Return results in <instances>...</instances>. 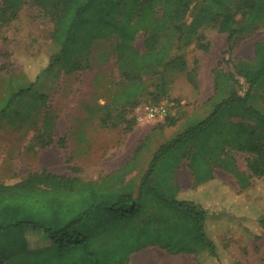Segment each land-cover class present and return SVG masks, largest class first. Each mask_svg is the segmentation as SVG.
<instances>
[{
  "label": "rangeland",
  "instance_id": "374dc122",
  "mask_svg": "<svg viewBox=\"0 0 264 264\" xmlns=\"http://www.w3.org/2000/svg\"><path fill=\"white\" fill-rule=\"evenodd\" d=\"M23 1L16 18L0 25V181L4 184L16 183L41 168L68 177L99 179L118 172L133 155L136 157V149L142 171L143 163L145 166L161 145L206 118L216 104L233 93L244 96L247 85L237 76V65L253 61L255 42L264 45V23L252 33L234 38L229 53L227 35L216 27H203L189 45L168 54L170 58L182 57L185 68L178 72L165 70L154 54L144 51L145 31L137 33L131 43H123L116 33L106 31L90 45L83 70L66 74L52 68L40 75L33 89L7 106V100L24 89L45 67L47 58L58 51L51 40L53 24L49 17L33 0ZM155 12L160 15L159 8ZM236 19L240 20L239 15ZM215 79L219 80L217 84ZM249 105L264 113V80L253 88ZM159 107L166 114L162 120H147L145 113ZM166 117L173 124L161 126ZM228 121L239 119L211 123L194 142L186 146L181 143L155 166L162 169L159 179L166 186L177 168L188 169L194 179L191 164L199 166L197 175L204 179H213V175L228 178L237 205L260 204V230L250 220L240 225L245 222L248 230L261 237L246 241V232H235L231 214L235 205L217 206L215 192L196 191L195 187L180 191L183 199L195 203L213 198L211 204L222 211H210L212 219L208 222L213 224L207 232L214 244L223 238L218 245V260L206 257L203 264H264V180L249 176L245 153L229 149L226 140L231 134L223 127ZM37 137L46 144L43 148L35 142ZM221 152H228L226 161L232 171L248 177L249 186L244 190L236 175L219 168ZM194 156L198 160L193 161ZM138 161L133 167L139 166ZM71 167L78 170L77 174L69 170ZM220 195L222 198V191ZM223 213L231 215L225 217ZM220 232L227 235L223 237ZM135 240L131 237L111 243L109 250L115 255L107 262L123 256L127 259ZM147 240L162 244L156 238ZM183 256L180 260L184 264H196L191 255Z\"/></svg>",
  "mask_w": 264,
  "mask_h": 264
},
{
  "label": "trees",
  "instance_id": "16d2710c",
  "mask_svg": "<svg viewBox=\"0 0 264 264\" xmlns=\"http://www.w3.org/2000/svg\"><path fill=\"white\" fill-rule=\"evenodd\" d=\"M33 3L51 20V40L58 51L47 58L45 67L24 89L7 100V106L33 89L40 75L52 68L66 74L83 70L90 45L106 31L116 33L123 43H131L137 33L145 31L144 51L154 54L165 70L182 72L185 68L182 57L170 58L168 54L189 45L201 28L216 27L226 34L229 53L234 38L252 33L258 24L264 23V0H33ZM22 5L23 0H0V25L15 19ZM236 69L237 76L247 85L244 96L229 95L206 118L161 145L142 172L134 193L125 186L108 187L78 177L56 176L46 170L31 173L16 183L0 182V264H127L129 255L148 246L173 256L191 255L196 264H203L206 257L218 260V245L223 238L214 244L207 232L212 230L213 222H208L211 213L222 211L211 204L213 198H204L201 203L183 199L172 178L168 186L159 179L163 171L155 164L181 143L186 146L194 142L196 135L211 123L218 125L224 118L234 117L239 122L223 124L231 134L226 140L231 145L229 149L245 153L249 176L264 180V113L249 105L253 88L264 80V45L255 42L253 61L239 62ZM22 75L27 79L28 75ZM217 79L215 84L219 82ZM172 124L166 117L161 126ZM35 139L42 148L46 145L38 137ZM60 145L63 147L61 142ZM137 151L136 157L133 155L111 177L120 180L131 172L139 158ZM221 153L219 168L236 175L242 189L248 187V177L232 171L226 161L228 152ZM198 158L194 156L192 160ZM189 168L195 175L194 187L212 181L209 189L202 191L218 194L217 206L235 205L231 214L237 235L246 232V241L261 237L258 232L248 230L245 222L243 227L240 225L250 220L260 230L263 222L260 204L237 205L234 199L221 198L217 181L199 177V166L194 168L190 164ZM69 169L78 172L76 168ZM230 215L223 213L225 217ZM221 235L225 237L227 233ZM131 237L137 243L127 259L123 256L107 262L109 256L115 255L109 250L110 244ZM149 238L162 244L150 243Z\"/></svg>",
  "mask_w": 264,
  "mask_h": 264
},
{
  "label": "crops",
  "instance_id": "0c3cea01",
  "mask_svg": "<svg viewBox=\"0 0 264 264\" xmlns=\"http://www.w3.org/2000/svg\"><path fill=\"white\" fill-rule=\"evenodd\" d=\"M151 160V159H150ZM148 160L146 162V165L144 166L143 163V170L140 171V167L142 165H140V160L139 162V166H137V168H133L132 172L124 175L120 180H118L115 177H111V175H113L112 173H109L107 175H105L102 178H96L94 181L95 183L99 184V185H108V187H117V186H125V188H127L128 191L134 193L136 191V189L138 188L141 178H142V172L146 169L149 161ZM126 163H124L123 165H125ZM119 168L121 169L122 166ZM41 170H46L47 172L56 175V176H65L68 177L66 175H61V174H57V173H52L49 170L45 169V168H41L35 172H39ZM70 170V169H69ZM119 171V170H118ZM34 173V172H32ZM139 173V175H138ZM31 174V173H29ZM29 174H27L26 176H28ZM25 176V177H26ZM24 177V178H25ZM74 177H78L81 178L80 176H74ZM71 178V177H70ZM82 179V178H81ZM213 179L214 181H217V183H219V188L222 191V197L223 198H230V200H235L237 197V195L235 194L233 188H232V183L228 178H217L216 176L213 175ZM85 181V179H83ZM196 179L192 178V175L190 174L189 170L186 168H177L173 174V178H172V183L174 186L178 187V194H182L180 193V191L182 190H191L192 187H194ZM213 181V182H214ZM1 183H4V181H0ZM212 181L207 182L206 184L200 185L196 188V191H200V190H204L205 188L209 189V186H211ZM180 257H184L183 255H169L166 252L160 250L157 247H153V246H148L138 252H134L131 255H129L128 257V261L127 264H184L181 260ZM187 264V263H186Z\"/></svg>",
  "mask_w": 264,
  "mask_h": 264
},
{
  "label": "built area",
  "instance_id": "2783aa9c",
  "mask_svg": "<svg viewBox=\"0 0 264 264\" xmlns=\"http://www.w3.org/2000/svg\"><path fill=\"white\" fill-rule=\"evenodd\" d=\"M145 114L147 120H156V121L162 120L163 116L166 115L164 114V110L162 107H159L158 109L157 108L149 109Z\"/></svg>",
  "mask_w": 264,
  "mask_h": 264
}]
</instances>
